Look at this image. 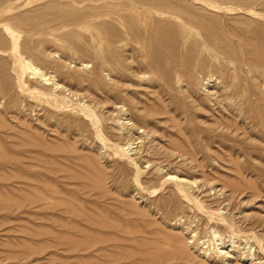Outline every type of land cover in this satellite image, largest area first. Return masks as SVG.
Masks as SVG:
<instances>
[{
	"label": "rangeland",
	"instance_id": "1",
	"mask_svg": "<svg viewBox=\"0 0 264 264\" xmlns=\"http://www.w3.org/2000/svg\"><path fill=\"white\" fill-rule=\"evenodd\" d=\"M5 1L0 10L12 6L0 33L11 15L42 17L48 3L72 15L114 11L129 0ZM208 1L242 8L236 0ZM254 6L264 16V5ZM239 14L230 18L245 16ZM48 59L61 64L56 54ZM244 63L214 76L211 94L227 98L208 109L158 77L129 84L141 104L126 105V116L121 106L108 112L93 99L106 102L115 82L97 83L79 66L39 67L37 77L0 85V264H199L234 250L224 264L248 257L264 264V66L254 56ZM176 178L198 205L185 201L183 211L165 205Z\"/></svg>",
	"mask_w": 264,
	"mask_h": 264
},
{
	"label": "bare ground",
	"instance_id": "2",
	"mask_svg": "<svg viewBox=\"0 0 264 264\" xmlns=\"http://www.w3.org/2000/svg\"><path fill=\"white\" fill-rule=\"evenodd\" d=\"M236 1L242 4L240 5L241 9L238 7L239 10L229 9L231 8L229 6L225 9L226 7H219L217 4L215 5V2L213 4V1L211 3L208 0H129L114 11L103 10L97 13H73L69 15L65 9H59L61 5L57 7L52 3L44 6L47 13L42 17L27 14L21 16L19 13L18 16L16 13V15L9 17L11 25L8 26L7 23L4 31L0 33V52L6 54V59L0 60V72L5 79L3 81L2 77L0 78V85L12 81L19 84L24 79L23 76L28 74L37 77L41 74L39 67L58 71L68 65L70 68L75 69L79 66L80 70L90 71L89 73L97 83L100 81L115 82L116 87L112 88L113 95H109L106 102H98L97 99H93L98 106L104 107V110L107 109L108 112L117 108V106H121V114L126 116L124 110L126 105L134 108L141 104V100L137 96L130 94L127 89L130 86L129 84L131 83V86L137 84L141 86L153 82L158 77L165 78L170 89L181 94L192 105L208 109L210 103H215L213 106L216 107L218 100L222 99L224 101L225 97L223 98V95L217 97L211 94V88H214V86L209 87V85L215 83L214 76L220 77L222 70H225L227 65L234 62H238L240 66L246 65L244 61L250 56H254L257 63L264 66L262 52L264 47V21L262 22L254 17L258 13L254 12V8H252L255 7L254 5H264V0ZM0 2L6 4L5 0H0ZM11 6H8V8L6 6L0 10V19L7 17L4 14L10 11ZM239 12L245 16L230 18L231 14L235 13L236 15ZM259 14L257 17L264 19V16ZM231 21H234L235 24L232 25ZM240 22L243 27L238 25ZM53 53L57 55L61 64L48 59L54 55ZM71 56L78 57L74 60ZM72 64H75V66H72ZM12 72L15 75L14 77H10ZM216 72H219V74H216ZM223 77L225 76L223 75ZM23 81L25 83L27 79ZM30 83L33 82L30 81ZM92 83L95 84L96 82L92 81ZM55 86L59 87V84H55ZM24 87L22 88L24 89ZM84 87L87 92L92 91L89 88L90 85L86 84ZM98 89L102 90L101 87ZM149 113L152 115L157 114V112ZM139 119L141 118H136L138 121ZM132 120L135 119L132 118ZM93 127L97 129V123H93ZM103 132L101 131L102 134ZM96 137L100 139V142L102 141L103 137L100 133H97ZM106 141H103V144L107 143ZM109 141L112 142V140ZM112 143L114 144V142ZM108 149H110V146ZM127 149L129 148L127 147ZM191 160L196 161V158L192 157ZM168 176L165 178H172L171 174H168ZM177 179L179 178H176V183H173V189L169 190L170 193L166 197L165 205L176 211H183L185 201L195 202L198 205L196 197L188 195L185 185L180 179ZM164 184L160 185V188H164ZM194 185H196L195 181ZM151 191L149 190V192ZM236 192L233 190L232 194L234 195ZM218 221L223 225L228 222V226L231 227L230 222L223 217L218 218ZM232 225L234 226V224ZM218 246L220 247V245ZM232 252H235V250L219 252V256L216 258L217 261L207 259L199 264H224L229 261ZM222 255L223 258H221ZM180 256L188 258L186 254L184 255V252H180ZM220 260L221 262H219ZM188 261L191 262L189 259ZM155 262V264L158 263ZM241 263L253 264V261L249 257L243 260L239 258L236 264Z\"/></svg>",
	"mask_w": 264,
	"mask_h": 264
}]
</instances>
